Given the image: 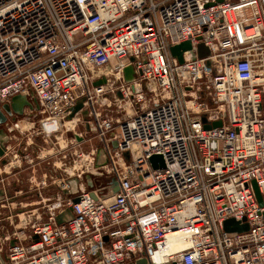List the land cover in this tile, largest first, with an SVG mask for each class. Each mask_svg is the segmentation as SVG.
I'll list each match as a JSON object with an SVG mask.
<instances>
[{"label": "built area", "instance_id": "2783aa9c", "mask_svg": "<svg viewBox=\"0 0 264 264\" xmlns=\"http://www.w3.org/2000/svg\"><path fill=\"white\" fill-rule=\"evenodd\" d=\"M185 41L179 63L169 47ZM127 66L132 83L109 87L106 69ZM17 94L36 115H81L111 180L48 203L5 264H264V0H0V106ZM113 102L120 117L101 111ZM155 154L162 168L151 167ZM229 218L248 229L225 231ZM172 233L183 246L155 263Z\"/></svg>", "mask_w": 264, "mask_h": 264}, {"label": "rangeland", "instance_id": "374dc122", "mask_svg": "<svg viewBox=\"0 0 264 264\" xmlns=\"http://www.w3.org/2000/svg\"><path fill=\"white\" fill-rule=\"evenodd\" d=\"M108 74L110 75L109 87L120 82L132 83V78L127 79L124 76V71L121 73L112 71ZM149 85L145 81L142 82L147 103L152 102L149 100H153L150 98L154 96L153 92L155 91L153 85ZM156 92L160 93L161 90L156 89ZM204 99L211 105V99L208 95ZM124 108L123 103L113 102L110 107L104 106L101 111L103 113L108 111V114L120 117ZM21 120L23 125L20 126L19 132L22 134L20 135L16 131V134L7 140L9 142L7 143L6 155L3 156L5 157V164L11 162V166H1L0 173L4 174L5 171L15 170L17 164V168L22 169V180L26 182L27 178L31 177L28 174H33L31 172L32 165H36L33 178H29L33 187L32 190H29L28 194L22 192L21 198H17L15 203L17 216L13 225H15L16 230L26 226L27 231L26 220L28 217H26L27 212L25 211L31 210L33 215L43 213L44 216L47 204L59 194L65 197V195L74 194L82 189L106 187L111 180V169L107 165L108 161L96 131L93 128L87 130L81 115L76 116L69 123L58 117L42 113L38 115L31 113L30 116L23 115ZM6 133L9 134L8 131ZM92 150H94L95 161L98 165L95 171L93 168H86V163L91 159L92 155L89 153ZM72 152L74 155H71ZM42 174H46L48 178L45 188L41 189V194H39V191L34 190V184L40 182L39 175ZM23 194H26L25 200ZM24 205L26 207L23 208Z\"/></svg>", "mask_w": 264, "mask_h": 264}, {"label": "crops", "instance_id": "0c3cea01", "mask_svg": "<svg viewBox=\"0 0 264 264\" xmlns=\"http://www.w3.org/2000/svg\"><path fill=\"white\" fill-rule=\"evenodd\" d=\"M35 108L36 107H33V109H35ZM33 109H29L26 107L24 109L23 115L30 116L31 113L32 114L34 113ZM21 117H16L14 120L8 121L7 124L2 127V129H4V134H5L4 137H3V134L1 135L2 140H3V144L5 146L4 155H6L7 143L9 142L7 140H10L11 136L13 134H16V131H18V133H20V135L22 134L21 132H19L20 126L23 125L22 124L23 121L21 120ZM66 121H68V120H66ZM7 131L9 132V134H6ZM30 134L32 135V133H30ZM71 155H74V153L72 152ZM16 163H19V161H16ZM8 165L11 166V162L5 164V157H0V167L1 166H8ZM35 166L36 165H32V171L31 172L33 174L29 173L28 176H31L29 178H33ZM15 167L16 168L13 171L8 172V171L4 170L5 171L4 174L0 173V264H5L6 250H7L8 245L11 244V242L13 241L15 234L26 236L27 234L30 233L29 226H28L29 222H31L37 218H44L45 217V215L43 216V213L33 215V214H31V212H32L31 210H27V211H25V212H27L26 217H28L26 220L27 221V227H28L27 231H26V226L23 227V229L16 230L15 225H13L15 217L17 216V213L15 211V203L17 202L16 200H17V198H21L22 192L28 194V191L32 190L33 187H32V184L30 182L31 180L29 178H27V181L29 184L27 183V181L24 182L22 180V173H21L22 169L19 170L17 168L18 167L17 164ZM41 176L39 175L40 182H36L34 184L35 185L34 190L39 191V194H41L40 190L45 188L46 183H47V178H48V176H46V174H42ZM39 184L41 186H38ZM40 187H42V188H40ZM67 193L69 194L68 190H67ZM25 195L26 194H23L24 200H25ZM58 196H60V194L57 195L56 197H58ZM67 196H69V195H67ZM55 199L56 198H54V200ZM49 203H51V202H49ZM30 204H28V205L30 206ZM24 207H26V206L24 205L23 208Z\"/></svg>", "mask_w": 264, "mask_h": 264}, {"label": "water", "instance_id": "95a60500", "mask_svg": "<svg viewBox=\"0 0 264 264\" xmlns=\"http://www.w3.org/2000/svg\"><path fill=\"white\" fill-rule=\"evenodd\" d=\"M217 1L220 2L222 0H217ZM208 5H211V4H208ZM190 48H191L190 42L185 41V42H182L178 45L170 46L169 51H170V54L173 57H175L179 63H181L183 61V52L186 50H189ZM197 54H198L199 58H203V57L207 56L209 54L208 47L205 46L203 43H199L197 45ZM130 60H132V58H130ZM206 64L208 65V62H206ZM123 71H124V76L127 79H131L133 77V68L131 66L125 67ZM104 81H105L104 79H101V80L95 81L93 84L98 85L100 83H103ZM33 102L37 103L35 99H33ZM26 107L29 109L33 108L32 102L29 100V98L26 95L17 94V95L12 96L10 98L9 102H5L0 106V126L5 124L8 118H11L12 120H14L16 116H19V117L23 116L24 109ZM37 107H38V105L36 104V108ZM81 108H82V100L78 101L75 104V106L70 109V114L68 115L67 119H71L74 116V114L77 111H79ZM202 121L205 122L204 117H202ZM220 125H221V121L216 120L210 124H207V123L204 124V128L209 129L211 127H217ZM2 134H4V131L2 128H0V137ZM112 146H113V148H115L117 146L116 142H113ZM4 153H5V146L3 144V140L0 138V157H3ZM124 157L126 159H129L128 152L124 153ZM149 162H150L151 167L153 169L162 168L164 166L163 158L159 154H155V155L150 156ZM251 185H252V188L254 190L257 202L261 206L262 205V196L259 192L257 184L255 181H252ZM115 190H116V188L113 189V191H115ZM109 200H106V202ZM78 201H79V197H74L72 199L73 203H76ZM262 215L264 216V213ZM69 216H71V209L67 208L55 217V221L58 224H60V223L64 222L65 219H67V217H69ZM223 229L227 232H232V231L241 232V231H246L248 229V225L246 223H240V221L235 219V218H229L223 222ZM34 238L38 239V236H34ZM12 243L13 242H11V244ZM146 263H147V261L145 259H139L135 262V264H146ZM163 264H176V263L172 262V263H163Z\"/></svg>", "mask_w": 264, "mask_h": 264}, {"label": "bare ground", "instance_id": "6f19581e", "mask_svg": "<svg viewBox=\"0 0 264 264\" xmlns=\"http://www.w3.org/2000/svg\"><path fill=\"white\" fill-rule=\"evenodd\" d=\"M110 73L109 69H106L105 73ZM108 78V76H107ZM150 86V85H149ZM74 119V118H73ZM71 119V120H73ZM48 120V119H47ZM7 134V133H6ZM5 134H3L4 137ZM2 139V137H0ZM103 164V162H101ZM99 163V164H101ZM183 236L178 233H172L166 237L163 243H161L157 253L154 255L153 260L155 263H161L165 261L166 255L171 251L180 249L183 244Z\"/></svg>", "mask_w": 264, "mask_h": 264}, {"label": "flooded vegetation", "instance_id": "af4514ba", "mask_svg": "<svg viewBox=\"0 0 264 264\" xmlns=\"http://www.w3.org/2000/svg\"><path fill=\"white\" fill-rule=\"evenodd\" d=\"M16 117H19V116H16ZM16 117H15V118H16ZM20 117H21V116H20ZM11 120H12L11 118H8L7 121H6V123L3 124V125H1L0 128H2L3 126H5V125L7 124V122H8V121H11ZM3 131H4V129H3Z\"/></svg>", "mask_w": 264, "mask_h": 264}]
</instances>
